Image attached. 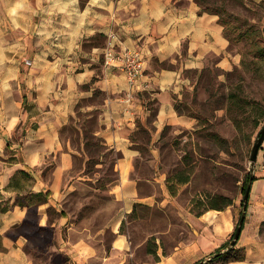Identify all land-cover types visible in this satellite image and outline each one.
Returning a JSON list of instances; mask_svg holds the SVG:
<instances>
[{"label":"crops","instance_id":"1","mask_svg":"<svg viewBox=\"0 0 264 264\" xmlns=\"http://www.w3.org/2000/svg\"><path fill=\"white\" fill-rule=\"evenodd\" d=\"M200 11L196 0H0V205L10 204L0 211V264H35L16 231L27 211L13 206L14 193L7 186L20 169L31 176L33 193L62 188L73 154L60 130L77 112L88 118L96 114L95 134L120 152L117 188L130 205L137 191L132 169L138 155L131 136L148 132L154 144L166 127L197 125L195 118L178 114L175 103L203 72H230L241 63V55L229 51L218 16ZM111 36L116 49L137 52L143 63L136 89L125 74L104 64ZM18 127L28 130L21 146L13 141ZM18 147L21 159L13 165L7 150ZM49 161L54 167L45 175ZM115 238L103 253L84 239L67 238L63 247L73 263L123 264L125 244ZM259 248L258 243L247 246L244 261L229 264H261L251 256ZM157 256L150 264H193L199 251L183 245Z\"/></svg>","mask_w":264,"mask_h":264},{"label":"rangeland","instance_id":"2","mask_svg":"<svg viewBox=\"0 0 264 264\" xmlns=\"http://www.w3.org/2000/svg\"><path fill=\"white\" fill-rule=\"evenodd\" d=\"M198 2L202 10L219 16L230 53L241 55L239 67L230 72L209 69L183 94L178 103L184 115L197 120L194 128L166 127L154 144L148 132L131 136L138 143L132 146L138 151L132 169L137 180L132 205L120 199L117 188L120 152L109 149L95 134L99 128L96 114L88 118L77 112L69 126L60 130L61 140L73 154L62 188L47 198H37L31 178L20 169L7 188L14 193V203L27 206V219L16 231L23 235L24 251L35 264H77L63 247L67 238L72 242L84 239L103 253L116 236L125 244L123 264H150L155 257L147 250L166 256L183 245L197 247L199 259L194 263L203 259L205 264H226L245 257V248L255 243L261 248L252 253V260L264 264V172L256 165L250 170L251 150L264 127V57L260 55L264 0ZM237 86L250 106L235 107L229 101ZM27 131L16 128L13 141L21 146L20 139H25ZM85 136L91 141L87 143ZM18 150H7V161L13 165L20 162ZM263 157L264 142L256 164ZM53 167L54 161H49L45 175ZM250 178L257 180L251 186L236 249L222 260L209 262V254L234 232L242 212V190ZM213 197L227 198L232 206L209 210ZM38 199H47V203ZM1 204L10 207L9 200Z\"/></svg>","mask_w":264,"mask_h":264},{"label":"trees","instance_id":"3","mask_svg":"<svg viewBox=\"0 0 264 264\" xmlns=\"http://www.w3.org/2000/svg\"><path fill=\"white\" fill-rule=\"evenodd\" d=\"M198 5H199V2L198 0H196ZM200 7V5H199ZM201 9V7H200ZM208 13V14H214V15H217V13L215 12H212L210 10H202L200 11V13ZM218 16V15H217ZM219 18V16H218ZM220 22V21H219ZM221 24V23H220ZM222 25V24H221ZM223 26V25H222ZM225 34V33H224ZM226 36V35H225ZM227 38V37H226ZM228 39V38H227ZM229 40V39H228ZM260 55L262 57H264V47L263 49L260 51ZM234 72V71H233ZM239 87V88H238ZM240 86H237L236 89H235V92H231V94H229V101L232 102L235 107H242L243 106H250L251 105V102L249 100H246L244 97H242L241 95V92H240ZM234 91V90H233ZM180 103H178V101L175 103V110L178 114H183L182 111H181V108H180ZM243 108V107H242ZM190 116V115H189ZM192 117V116H190ZM142 133H145V132H142ZM93 137V136H92ZM85 139L87 140V143L91 141V137L90 136H85ZM101 141L98 140L97 144L98 145H101ZM20 173H22L24 176H27L29 178H31V176L24 170H20ZM247 178V177H246ZM11 180V179H10ZM32 180V178H31ZM249 180V179H248ZM257 178H253V181H256ZM252 181V183H253ZM180 182H186V180H180ZM10 186V181H9V184H8V188ZM246 186L247 184L244 185V188L242 190L243 194H245V190H246ZM33 195L37 198H47L50 196V192H46V193H33ZM209 199V198H208ZM38 202H42V203H47V199H44V201L38 199ZM14 205H17V206H20V207H27L26 205L24 204H20V203H14ZM264 205V204H263ZM232 206V202L227 199V198H224V197H213L212 199H209V205H208V209L209 210H216V211H223L225 210L226 208ZM241 206H242V203H241ZM9 207L7 206H1L0 205V211L2 212H5L8 210ZM242 213V212H241ZM241 213H240V216H241ZM198 215H201V214H198ZM240 220V218H239ZM239 222V221H238ZM238 222L236 223L235 225V228H234V232L231 234L230 238L228 240H226L220 247H218L214 252H212L211 254H209V262H212V261H219V260H222L224 259L225 257L229 256L233 251H235V247L237 246L238 242L236 243L235 247L228 250L227 252L225 253H221L223 250H225L227 248V246L230 244V242L232 241L233 239V236H234V233L237 229V226H238ZM264 224V221L262 222V225ZM244 228V222H243V225H242V230ZM239 241V240H238ZM147 253L150 254V255H153L155 257V261H158L159 258L157 256V253L156 251L154 250H147ZM245 257L244 256H241L240 258L236 259V260H232L230 261V263L232 262H242L244 261ZM201 261V260H200ZM199 262V261H198ZM197 263V262H196ZM229 262H227L226 264H228ZM225 264V263H224Z\"/></svg>","mask_w":264,"mask_h":264},{"label":"built area","instance_id":"4","mask_svg":"<svg viewBox=\"0 0 264 264\" xmlns=\"http://www.w3.org/2000/svg\"><path fill=\"white\" fill-rule=\"evenodd\" d=\"M113 39L114 36H111L106 46L104 64L125 74L129 87L136 89L139 84V78L143 74V63L137 52L127 49H116L117 46ZM256 167L261 172H264V157L256 164Z\"/></svg>","mask_w":264,"mask_h":264},{"label":"water","instance_id":"5","mask_svg":"<svg viewBox=\"0 0 264 264\" xmlns=\"http://www.w3.org/2000/svg\"><path fill=\"white\" fill-rule=\"evenodd\" d=\"M264 142V127L260 130L257 139L255 141L254 146L252 147L251 150V155H250V170L254 171L255 169V165H256V161H257V157H258V152L259 149L262 147V144ZM252 178H250V182L248 183L246 190H245V194L243 197V201H242V213L240 216V220L238 222V226L237 229L234 233L233 239L230 242V244L227 246V248L225 250H223L221 253H225L228 250L232 249L235 247L236 243L238 242L241 232H242V225L245 219V215H246V210H247V204H248V200H249V195H250V191H251V186H252ZM194 264H205V260H201L197 263Z\"/></svg>","mask_w":264,"mask_h":264},{"label":"bare ground","instance_id":"6","mask_svg":"<svg viewBox=\"0 0 264 264\" xmlns=\"http://www.w3.org/2000/svg\"><path fill=\"white\" fill-rule=\"evenodd\" d=\"M121 244H122V241L121 240L117 241V245L118 246H121Z\"/></svg>","mask_w":264,"mask_h":264}]
</instances>
